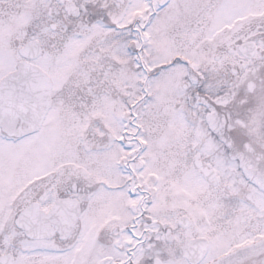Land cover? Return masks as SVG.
I'll return each mask as SVG.
<instances>
[{
	"label": "snow or ice",
	"instance_id": "6c2138e0",
	"mask_svg": "<svg viewBox=\"0 0 264 264\" xmlns=\"http://www.w3.org/2000/svg\"><path fill=\"white\" fill-rule=\"evenodd\" d=\"M0 264H264V0H0Z\"/></svg>",
	"mask_w": 264,
	"mask_h": 264
}]
</instances>
